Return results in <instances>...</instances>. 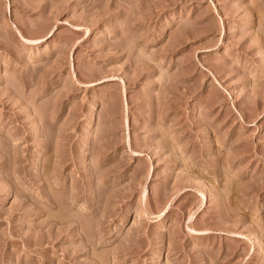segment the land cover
<instances>
[{
    "label": "rangeland",
    "instance_id": "obj_1",
    "mask_svg": "<svg viewBox=\"0 0 264 264\" xmlns=\"http://www.w3.org/2000/svg\"><path fill=\"white\" fill-rule=\"evenodd\" d=\"M0 264H264V0H0Z\"/></svg>",
    "mask_w": 264,
    "mask_h": 264
}]
</instances>
